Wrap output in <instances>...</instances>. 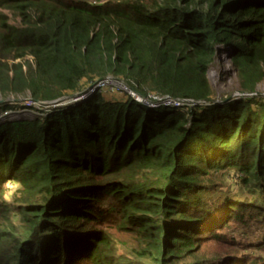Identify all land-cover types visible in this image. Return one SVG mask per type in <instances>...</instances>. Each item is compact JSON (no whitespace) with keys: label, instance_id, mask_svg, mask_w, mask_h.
<instances>
[{"label":"trees","instance_id":"16d2710c","mask_svg":"<svg viewBox=\"0 0 264 264\" xmlns=\"http://www.w3.org/2000/svg\"><path fill=\"white\" fill-rule=\"evenodd\" d=\"M263 83L264 0H0V264H264Z\"/></svg>","mask_w":264,"mask_h":264},{"label":"rangeland","instance_id":"374dc122","mask_svg":"<svg viewBox=\"0 0 264 264\" xmlns=\"http://www.w3.org/2000/svg\"><path fill=\"white\" fill-rule=\"evenodd\" d=\"M208 79L214 88L217 96L222 99L224 96H238L243 95L238 86V81L236 75L232 69L230 60L228 56L224 53L219 59H216L215 63L207 71ZM90 89V88H89ZM88 89V90H89ZM88 90H84L82 93L77 94L74 99H66L62 103L54 104V106L66 105L72 103L76 100L86 97ZM259 93L264 95V83L260 85ZM4 100V97L0 94V102ZM9 100H13L12 98ZM20 102H23L21 98ZM32 104L29 101H24L21 106H18L16 109L8 110L7 112L1 113L0 111V122L7 117L10 118H32L39 115V108H32ZM53 106V107H54ZM48 109L43 108V113H46Z\"/></svg>","mask_w":264,"mask_h":264},{"label":"built area","instance_id":"2783aa9c","mask_svg":"<svg viewBox=\"0 0 264 264\" xmlns=\"http://www.w3.org/2000/svg\"><path fill=\"white\" fill-rule=\"evenodd\" d=\"M110 89L114 91H121L132 96H135L139 101L145 102L149 105H158L159 103H165L168 105H173L174 107H180L185 104H190L192 101L189 99H173L169 96H149L143 97L138 95L134 90H132L123 80L114 78V77H105L97 79L95 83L90 87L88 93L94 91V89ZM87 93V94H88ZM7 112V111H6Z\"/></svg>","mask_w":264,"mask_h":264},{"label":"water","instance_id":"95a60500","mask_svg":"<svg viewBox=\"0 0 264 264\" xmlns=\"http://www.w3.org/2000/svg\"><path fill=\"white\" fill-rule=\"evenodd\" d=\"M220 98H221L220 96L217 97L215 101H216V102H220V101H222V99H220ZM212 102H213V100H211V99H210V100H201V101H200V103H205V104H209V103H212Z\"/></svg>","mask_w":264,"mask_h":264}]
</instances>
